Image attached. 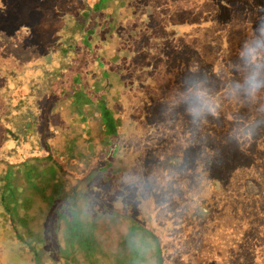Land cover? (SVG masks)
<instances>
[{"label": "trees", "instance_id": "1", "mask_svg": "<svg viewBox=\"0 0 264 264\" xmlns=\"http://www.w3.org/2000/svg\"><path fill=\"white\" fill-rule=\"evenodd\" d=\"M75 1L60 2L47 13L53 21L28 32L33 40L50 44L53 62L57 63L54 52L60 57L63 84L51 91L55 96L51 104L40 102L41 123L35 116L25 124L36 132L12 136L11 152L10 145L0 151V167L9 178L0 179V249L17 252L14 242L23 248L13 260L1 254L0 264H139L143 255L150 264H217L228 261L227 243L229 264H264V214L255 213L257 207H250L254 203L239 191L228 197L225 180L209 162L214 131L203 132L212 145L201 152L190 149L192 159L203 160L202 173L192 169L198 161L186 160L187 177L182 178L186 185L176 184L183 188L181 194L173 191L166 175L168 169L174 174L171 159H177V153L174 150L166 161L162 158L166 151L158 144L170 132L155 124L158 114L147 98L154 84L142 82L141 95L135 90L139 83L134 74L140 80L149 78L144 75L147 68L136 67L137 34L127 36L120 27L124 11L108 13L107 7L115 8V3L80 0L75 6ZM41 126L43 130L38 129ZM55 156L64 162L59 169L52 162ZM158 165H166L164 171ZM205 179L215 191L210 190L213 199L202 200L207 211L197 206V214L189 196ZM94 192L110 210L96 212L85 203ZM174 201L187 208L173 206ZM230 205L231 212L222 210ZM249 207L252 211H245ZM222 219L228 222L224 227ZM73 225H82L81 230L68 232V238L85 237L90 242L85 248L64 245L60 230ZM206 225L215 228L210 231ZM134 235L148 240L142 253L129 247Z\"/></svg>", "mask_w": 264, "mask_h": 264}, {"label": "rangeland", "instance_id": "2", "mask_svg": "<svg viewBox=\"0 0 264 264\" xmlns=\"http://www.w3.org/2000/svg\"><path fill=\"white\" fill-rule=\"evenodd\" d=\"M63 1L0 0V151L10 145L8 153L11 152L13 146L9 141L12 136L22 132L23 138L29 131L36 132L34 128L25 124L35 116L38 118V124L41 123L40 102L51 104L52 97H55L51 91L55 92L60 84H63L61 74L58 73L59 68L63 67V64H59L62 62L60 57L55 56L54 52V61L57 63L53 62L50 44L42 39L33 40L28 33L40 23L48 25V19L53 21L51 15L47 13L54 12ZM101 1L107 5L116 4L115 8L107 7L108 13L115 9L124 11L125 14L120 17V27L126 31L127 36L132 35L131 33L138 36L137 51L140 56L136 67L142 70L147 68L148 71H145L144 75L149 78L140 80V77L134 74V80L139 83L135 90L141 95L139 91L142 82L154 84L147 98L152 112L158 114L160 123L155 124L159 127L166 126L169 128L166 132H170L168 138L161 140L162 144H158L159 149L166 151L163 160L169 159L174 150L177 159L181 154L184 156L182 162L181 159L177 161L175 157L171 159V164L175 166L172 168L174 174L167 170L168 182L175 186L173 191L181 194L183 191L181 187L186 185V182L182 181V178L187 177L183 173V166L186 168V174L188 172L186 160L187 164L192 160L199 162L198 167H192L195 174L204 170L203 160L192 159L191 147L201 152L205 145H212L213 140L209 162L214 173L222 177L221 181L225 180V192H228V197L232 198L233 192L239 191L242 197L248 196L247 201L254 203L250 207H257L253 210L255 213L264 214V124L257 129L250 144H247V141L246 145L245 142L238 144L233 138L237 128L255 120L264 121V89L252 98L241 96L236 99L228 96L229 86L242 81L247 74L239 53L246 42L259 36L257 28L264 18V0ZM74 3L76 6L82 2L76 0ZM193 85L206 88L218 104V115L215 117L209 115L199 124H193L185 110L184 98ZM88 100L92 102L90 96ZM43 128L41 126L38 129ZM203 132H213L210 133L212 140ZM25 143L22 142L21 147H24ZM53 160L58 169L61 162L64 164L57 156L53 157ZM167 164L169 165V162ZM158 167L164 171L166 165ZM4 172L5 169L0 167V179L4 177ZM43 174H47V171L43 170ZM4 178L3 181L9 180L8 176ZM177 183L180 188H176ZM194 188L195 194L190 195L189 200L195 209L194 213L199 214L196 211L197 206L207 211V205L202 200H211L210 190L213 188L208 179L196 183ZM214 191L215 189L212 193ZM85 203L96 212L99 209L110 210L104 206L105 202L97 192L87 197ZM173 203V206L185 207L183 202ZM67 205L64 203V207ZM108 206L111 207L110 204ZM221 207L223 211L227 212L228 208L231 212V205ZM250 207L245 211H252ZM240 212L243 210L236 211ZM93 219L97 217L94 216ZM131 223L129 221V224ZM214 224H218L217 214ZM220 224L224 227L228 222L222 219ZM83 225L87 228L86 224ZM81 226L73 225L70 229L60 230L67 248L78 250V247L85 248L87 241L90 244L85 237L77 241L68 238V232L81 230ZM97 226L96 231H100L101 227ZM206 226L210 227V231L215 228L211 225ZM141 242L142 244L146 242L149 246L148 240ZM16 243L14 242V248L17 252L1 251V248L0 255L5 254L6 259L13 260L16 254L23 252V248L18 247ZM228 248L227 243L224 251L228 261L217 264H229L231 254ZM77 260L80 258L77 257ZM137 262L150 264V259L143 255Z\"/></svg>", "mask_w": 264, "mask_h": 264}, {"label": "clouds", "instance_id": "3", "mask_svg": "<svg viewBox=\"0 0 264 264\" xmlns=\"http://www.w3.org/2000/svg\"><path fill=\"white\" fill-rule=\"evenodd\" d=\"M259 36L246 42L240 53V59L247 69V74L240 82H235L229 86L228 96L230 98H246L254 97L261 89H264V18L261 25L257 28ZM185 110L191 117L193 124H199L207 116L213 117L218 115V104L215 99L209 94L206 88L200 85H193L184 98ZM264 121L255 120L235 130L233 138L238 144L247 141L249 144L252 141L256 131ZM134 183V182H133ZM129 247L135 250L144 251V246L141 238L134 235L129 240Z\"/></svg>", "mask_w": 264, "mask_h": 264}]
</instances>
